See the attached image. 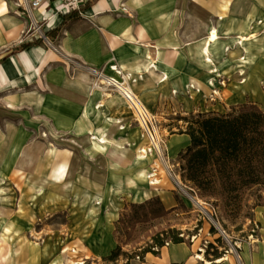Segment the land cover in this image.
<instances>
[{"label": "rangeland", "instance_id": "rangeland-1", "mask_svg": "<svg viewBox=\"0 0 264 264\" xmlns=\"http://www.w3.org/2000/svg\"><path fill=\"white\" fill-rule=\"evenodd\" d=\"M229 1L235 6L242 5L244 9L251 7L257 17L255 23L258 28L254 31L256 36L253 41H256L255 53L258 56L242 55L238 59L234 52L242 46L246 53L245 45L238 41V48L228 46L226 51L232 56H225L228 59L225 69H220L214 59L211 62L214 72L210 80L211 90L206 88V94L197 99L189 92L175 93L174 98L168 100L172 108L164 113L166 119L155 116V129L151 127L155 141L146 127L137 121L134 111L122 95L111 89L101 93L103 98L109 105L111 99L118 100L126 107L125 113L112 121L110 114L100 123L95 119V126L77 135L79 139L69 130L60 129V134L59 130H50L48 136V130L38 129V134L44 138L39 142L42 154L62 152L68 157H61L67 167H71L65 182L42 187L41 182L32 178L33 171L38 174V168L47 156L44 159L35 157V161L29 165L31 168L23 169V165L27 164H23L25 156H18V152L24 155L23 150L17 147L16 141H9L8 133L12 131L13 135L18 129L13 119L26 113L17 109L12 112L7 107L9 104L0 98V127L5 134L0 142V163L21 168L16 173L17 178L12 176L2 181L9 187L0 188V198L14 197V204L10 207L22 214L20 220L0 221V234L10 232L12 225L18 231V242L45 247L51 264H72L71 261L78 264H126L128 261L129 264H141L160 261L159 257L166 253L165 247L174 243L161 248L158 255L148 252L142 256V252L154 244L155 235L174 229L181 232L187 241L184 244L191 248L194 245L193 255L202 253L208 262L214 263L218 259L214 253L218 252L220 257L228 256L233 263L239 264L241 261L244 264L241 258L243 249L264 241V184L239 185L230 198L220 194L202 195L192 182L183 177L186 151L192 140L189 146L177 153L173 152L171 142L182 138L183 134L189 135L187 129L200 114H232L243 103H255L264 110V0ZM31 32L40 34L34 29ZM49 41L46 44L51 46ZM250 62L253 67L258 66L259 74L247 79V65ZM238 84L242 87H238ZM250 87L254 89L248 93ZM223 88L227 90L222 93ZM235 89L252 101L231 103ZM193 99L195 102L198 100L197 103L206 101L222 105L205 112L190 111L188 107L191 105H187V102ZM102 136L110 142L101 143L99 139ZM143 148L148 150L145 158H141ZM48 159L53 163L59 157L50 155ZM153 173L161 179L159 185L151 184ZM182 189L200 200L203 208L187 198ZM169 192L174 193L177 201L175 210L163 217L134 220L132 205L145 203L155 196L160 197L166 209H171L167 200ZM136 211L143 210L137 208ZM8 212L13 213V210ZM8 216L11 219V215ZM3 237L0 243L6 245L5 234ZM116 249H119V256L110 260V255Z\"/></svg>", "mask_w": 264, "mask_h": 264}, {"label": "crops", "instance_id": "crops-1", "mask_svg": "<svg viewBox=\"0 0 264 264\" xmlns=\"http://www.w3.org/2000/svg\"><path fill=\"white\" fill-rule=\"evenodd\" d=\"M87 2L89 6L80 18L62 25L66 13L60 12L44 26V33L60 27L51 46L47 44L44 48L33 45L12 53L14 47L43 37L31 32V20L27 12L18 7L17 0H0V98L9 104L7 107L12 112L17 109L26 113L13 119L18 129L13 135L10 131L8 139L16 141L17 147L23 150L24 155L18 152L19 157L25 156L23 164L27 162L23 169L31 168L29 165L35 161V157L44 159L47 156L39 163L38 174L33 171L31 175L42 183V187L51 183L57 185L63 180L65 182L71 167H67L61 158H68L62 152L42 154L39 142L44 138L38 134V129L48 130V136L50 130H59V134L60 129L69 130L79 139L77 135L88 131L95 119L100 123L110 114L112 121L125 113L126 107L121 102L110 99L109 105L101 92L91 88L89 68L104 67L108 73H112L110 65L117 64L135 79L133 89L146 107L156 117L166 119L164 113L172 108L168 100L173 99L175 93L189 92L197 99L206 94V88L212 89L210 80L214 72L211 70V62L214 59L220 69H225L228 61L225 56H232L226 51L228 46L238 48V41L245 45L246 53L242 46L238 48L240 51L235 50L238 59L242 55L258 56L255 53L256 41L250 37L258 28L255 23L257 17L251 7L244 9L242 5L235 6L229 0ZM50 9V4L44 5L35 10V16L41 18L42 13H51ZM212 30H217L219 38L216 43L208 46ZM243 37L250 38L241 40ZM207 46L209 54L205 51ZM252 62L247 65V79L259 74L258 66L253 67ZM235 87L237 89L242 85ZM250 88L248 93L254 89ZM236 89L230 98L231 103L252 101ZM225 90L227 88H223L222 93ZM197 102L195 99L187 102V105H191L188 109L205 112L222 105ZM3 135L0 127V142ZM190 141L187 134L172 140L173 152L177 153L181 148L189 146ZM50 155L59 159L50 163ZM20 169L0 163V188L9 187L2 181L16 177ZM13 198H0V221L20 220L22 214L10 207L14 204ZM167 200L169 208L177 205L173 192L168 193ZM8 210H13V213ZM9 214L11 219L8 218ZM3 233L7 240H4L6 245L0 243V264H51L45 247L20 244L18 231L12 225L10 232ZM4 234H0V242ZM165 248L167 256L163 252L159 262L141 264H236L229 258L214 263L204 260L190 262L194 245L191 248L187 244L178 243ZM241 258L244 264H264V241L243 249Z\"/></svg>", "mask_w": 264, "mask_h": 264}, {"label": "trees", "instance_id": "trees-1", "mask_svg": "<svg viewBox=\"0 0 264 264\" xmlns=\"http://www.w3.org/2000/svg\"><path fill=\"white\" fill-rule=\"evenodd\" d=\"M88 6L89 2L82 10ZM80 16V12L70 11L64 15L62 25ZM59 31L60 27L53 28L45 35L53 40ZM33 45L47 47L45 40L40 37L14 47L11 52L25 50ZM186 132L192 144L186 151L183 177L192 182L202 195L220 194L230 198L240 186L264 184V110L258 104L243 103L232 114H200ZM132 208L134 220L143 221L149 217H163L176 207L166 209L160 197L155 196L145 203L133 204ZM137 208L143 211L138 212ZM153 240L154 244L144 249L142 256L148 252L158 255L160 249L170 243H187L181 232L174 229L155 235ZM118 251L112 252L110 260L117 259ZM206 256L209 257L208 254ZM220 256L218 252L214 253L215 258Z\"/></svg>", "mask_w": 264, "mask_h": 264}, {"label": "built area", "instance_id": "built-area-1", "mask_svg": "<svg viewBox=\"0 0 264 264\" xmlns=\"http://www.w3.org/2000/svg\"><path fill=\"white\" fill-rule=\"evenodd\" d=\"M86 3L87 0H17L18 7L27 12L31 20V29L40 32L46 42L49 41V38L44 33V26L52 20L55 14L60 12L68 13L70 11H78L82 14V8ZM49 4L51 5V9L49 10L51 13H42L41 18H37L35 16V10ZM110 69L112 73H108L104 67L100 69L89 68L92 76V89L101 93L110 91V89L120 93L129 107L134 111L137 121L146 127L148 134L155 141L154 130H151V127L155 129V115L149 111L134 91L132 84L135 82V79L129 73L119 68L117 64L110 65ZM173 178L175 179V177ZM175 180L177 182V179Z\"/></svg>", "mask_w": 264, "mask_h": 264}, {"label": "bare ground", "instance_id": "bare-ground-1", "mask_svg": "<svg viewBox=\"0 0 264 264\" xmlns=\"http://www.w3.org/2000/svg\"><path fill=\"white\" fill-rule=\"evenodd\" d=\"M4 7H6V4H5V3H4ZM255 36H256L255 34H252L250 37H255ZM250 37H243V38H241V39H242V40H247V39H249ZM218 38H219V35H218V33H217V30H212V32H211V34H210V38H209L208 46H211L212 44L216 43L217 40H218ZM50 43H51V42H50ZM51 45H52V43H51ZM208 46L205 48V51H206L207 54H209V47H208ZM208 60H209L210 62L212 61L211 58H209ZM90 140H92V138H90ZM99 141H100L101 143H103V144L110 142V140H108L106 137H103V136H102L101 139H99ZM91 143H93V141H91ZM158 148H159V147H158ZM141 151L143 152V155L141 156V158H145V157H147V151H148V150H147L146 148H143ZM63 168H64V167H62V169H63ZM165 171L168 172V167H167V166H165ZM151 177H153V178H152V182H151V184H153V185H159V184L161 183V179H159V178L157 177V174H156V173L151 174ZM175 181H176V180H175ZM177 183H178V180H177ZM182 191H183V193L187 196V198H189L193 203H195L196 205L202 207L200 200H198L197 198H195L194 196H192L191 194H189L185 189H182ZM202 208H203V207H202ZM74 252H76V250H75ZM149 255H150V256H153V255L150 254V253H149ZM165 256H167V253H165ZM225 259H228V256L220 257V258H218V259L216 260V262H221V261H223V260H225ZM199 260H204V261L208 262V261L204 258V256H203L202 253H195V254L191 257V261H190V262H197V261H199ZM71 263H72V264H78V263H76V261H71ZM80 264H81V263H80ZM236 264H237V263H236ZM239 264H242V262L240 261Z\"/></svg>", "mask_w": 264, "mask_h": 264}, {"label": "water", "instance_id": "water-1", "mask_svg": "<svg viewBox=\"0 0 264 264\" xmlns=\"http://www.w3.org/2000/svg\"><path fill=\"white\" fill-rule=\"evenodd\" d=\"M233 246V245H232ZM233 248H234V246H233Z\"/></svg>", "mask_w": 264, "mask_h": 264}]
</instances>
